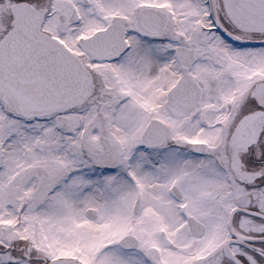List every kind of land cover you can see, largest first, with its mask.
Returning a JSON list of instances; mask_svg holds the SVG:
<instances>
[{"label":"snow or ice","instance_id":"6c2138e0","mask_svg":"<svg viewBox=\"0 0 264 264\" xmlns=\"http://www.w3.org/2000/svg\"><path fill=\"white\" fill-rule=\"evenodd\" d=\"M0 264H264V0H0Z\"/></svg>","mask_w":264,"mask_h":264}]
</instances>
